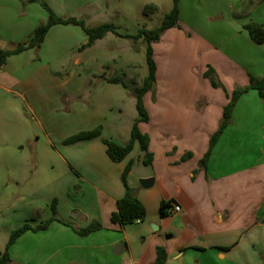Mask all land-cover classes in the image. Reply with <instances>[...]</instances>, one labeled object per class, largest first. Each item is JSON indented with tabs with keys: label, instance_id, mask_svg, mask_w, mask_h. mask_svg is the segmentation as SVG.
<instances>
[{
	"label": "crops",
	"instance_id": "obj_1",
	"mask_svg": "<svg viewBox=\"0 0 264 264\" xmlns=\"http://www.w3.org/2000/svg\"><path fill=\"white\" fill-rule=\"evenodd\" d=\"M47 1L57 15L66 13L68 0H60L59 11L57 0ZM48 18L38 3L0 0V49L12 50L25 42ZM78 30L54 26L39 50L12 56L0 68V136L20 147L28 139L23 127L28 124V112L42 118L64 116L46 126L47 136L56 138L60 145L56 150L66 165L85 180L78 197L58 201L59 217L70 226L54 221L48 230L22 235L10 248L13 264H155L159 247L168 255L165 264H264V98L258 91L239 98L231 124L213 147L206 168L199 167L233 92L249 87L251 78H264V44L254 43L245 27L234 29L236 36L225 42L213 62L208 61L222 83L214 89L196 69L200 47L196 35L176 28L164 32L152 46L157 85L144 97L150 121L139 125L151 139L149 152L154 156L153 163L145 166V153L137 143L127 159L113 163L103 138L118 144L130 141L139 118L132 91L146 77L130 87L118 72L108 77L106 72L85 67L92 58L95 65L100 63L97 54L116 62L125 53L133 57L128 43L120 52L119 37L109 33L72 63L73 36H81L84 45L88 42L85 32ZM71 63L79 68L72 91L69 76H58L68 74ZM103 75L120 78L126 87L108 83L101 79ZM98 127L102 128L99 138L65 143ZM188 154L192 156L184 162ZM130 162L128 184L142 201L147 218L124 227L111 220L125 195L122 174ZM16 169H7V185L27 186L24 170ZM143 180L154 182L145 189ZM2 184L0 179V188ZM40 199H33L38 200L37 206ZM163 201L170 202L165 219L160 215ZM21 204L10 206L8 217L0 215V253L11 234L26 222L35 227L53 217L52 212L41 214ZM176 206L180 212H174ZM93 221L103 229L87 237L74 230L86 229Z\"/></svg>",
	"mask_w": 264,
	"mask_h": 264
},
{
	"label": "rangeland",
	"instance_id": "obj_2",
	"mask_svg": "<svg viewBox=\"0 0 264 264\" xmlns=\"http://www.w3.org/2000/svg\"><path fill=\"white\" fill-rule=\"evenodd\" d=\"M46 2L48 3L47 0ZM60 2V0L56 2L58 11ZM68 4L63 16L57 15L52 9L51 11L61 18L85 19L91 28L109 23L115 26L120 33L129 35L136 34L137 30L142 27L148 29L158 27L174 7L173 0H68ZM148 5L155 6V11L145 12V7ZM179 9L182 23L180 24L179 21L180 27L176 29L193 32L200 45L198 67H196L199 77L208 81L212 88H221L222 83L218 73L212 64H208V61L213 62L214 57L221 53L225 42L236 36L235 33L233 34L234 29L240 26L245 27L249 23L264 21V0H181ZM75 28L84 33L81 28ZM118 39L121 42L120 52L125 50L124 45L128 43V50L133 52V57H128L125 53L116 62L112 61V57L109 55L97 54L100 63L95 65L96 62L92 58L85 64V67L106 72L108 77H114L115 72H118V76L122 77L124 82L127 79V85L134 87L140 79H144L149 73L146 56L148 42L145 38L138 41L120 37ZM81 40V36L72 38V63L75 56L84 50L82 49L84 43H81ZM72 63L68 74H58L60 77L69 76L70 91L74 90L72 85L79 79V75L75 72L79 68L72 67ZM210 68L215 71L216 79L218 83L220 82L219 87H213L211 79L205 76ZM123 72L127 73V76ZM80 75L84 76L83 73ZM132 77L133 80H129ZM68 102L69 100L66 102V106L70 107ZM19 106L22 107V103ZM27 114L28 124L25 123L26 126H22L28 130V139L24 140L22 146H16L13 140L9 143L7 141H11V139L7 138L5 141L0 136V179L3 182L0 188L1 218L8 217L10 206L19 207L22 205L21 202L26 203V210L35 209L41 214L43 212L51 213L54 200L57 201L58 208V201L67 199V197H78L84 185V178L77 171L72 172V169L66 165L56 150L60 147L56 138L47 136L48 128L46 126L60 122L64 116H48L49 121L48 117L42 118L40 115L30 114V112ZM17 167L24 170L27 186L13 188L7 185V169L19 171L16 169ZM73 178L76 181L68 187V181H73ZM62 181H64V185ZM68 189L71 190L68 191ZM51 196H53V200L51 199L49 204L48 200ZM34 197H41L39 206H37L38 200H33Z\"/></svg>",
	"mask_w": 264,
	"mask_h": 264
},
{
	"label": "trees",
	"instance_id": "obj_3",
	"mask_svg": "<svg viewBox=\"0 0 264 264\" xmlns=\"http://www.w3.org/2000/svg\"><path fill=\"white\" fill-rule=\"evenodd\" d=\"M29 3H38L41 5L49 14L48 22L46 24L40 25L34 33L23 43L17 45L12 50H3L0 49V68L4 67L7 63V60L15 55H19L29 49H36L39 50L42 43L45 42L46 36L50 30V28L57 26V25H70L81 28L85 34L88 36L87 44L82 46V49L87 47H91L95 44L96 41L104 38L108 33L114 34L120 38H127L128 40L138 41L139 39L145 38L148 42L146 56H147V63L149 73L148 76L144 79L143 85L134 88L132 91L133 96L136 98L137 104L136 109L139 114V118L137 119L136 123H134L132 132H131V139L128 143L118 144L112 140H108L107 138H103V144L106 146V153L109 159L113 163H120L127 159L131 153L133 152L134 145L137 143L139 144L141 150L145 153L143 164L145 166H150L153 163L154 156L149 152V143H151V139L146 133H143L140 130L139 125L141 123H149L150 117L148 112L145 108V101L144 97L146 94L151 92L155 85H157V64L154 59V51L153 45L158 43L161 40L162 35L166 30H170L173 28L180 27V1L181 0H173L174 7L169 14L165 16L162 23L155 28L148 29L146 27L139 28L134 35L123 34L118 31V29L113 26L112 24H102L96 27L91 28L88 26L87 21L85 19H76V18H61L56 16L52 11L51 8L48 6L46 0H27ZM154 12L155 6H146L145 12ZM245 30L248 33L251 40L258 44H264V24L262 23H249L245 25ZM206 78L211 79L213 87H219V83L215 76V71L210 68L205 73ZM101 79L108 81L110 84H122L120 78H112L108 79L105 75L101 76ZM126 87L125 83L122 84ZM250 90L258 91L260 97L264 98V78L261 80H256L251 78V84L247 88H238L236 89L232 96L231 101L228 106L224 108L223 111V118L221 121V126H219L218 131L213 135L211 139V145H209V150L205 157L201 160L199 167L206 168L209 158L212 153L213 147L217 144L220 136L222 135L223 131L231 124L232 121V114L234 110V106H236L237 101L239 98L244 94L248 93ZM102 136V128L98 127L93 131L81 132L69 140L67 139L65 143L67 145H71L81 141H90ZM192 155L188 154L185 158H183L184 162L187 161ZM133 162H130L126 169L122 174V183L125 187V195L124 197L117 202V211L113 214L111 222L113 224H118L120 226H131L136 221H146L147 212L142 204V201L136 196L135 192L130 188L129 182V174L132 171ZM170 205V202H162L160 205V215L163 219L169 216L167 210ZM52 219L45 221L44 223L37 225L35 227L31 226L29 223H25L21 228L14 231L9 239L8 245L6 250L3 253H0V264H13V261L10 256V248L15 244V242L25 233L28 232H39L43 230H48L50 224L54 221L63 223L66 226H70L65 221L61 220L58 214L57 209V201L54 200L52 203ZM74 229V228H73ZM103 229V226L98 223L97 221H93L86 229L76 230V233L80 236H89L94 232L100 231ZM168 259V255L163 249V247H159L157 250V259L155 260V264H165Z\"/></svg>",
	"mask_w": 264,
	"mask_h": 264
},
{
	"label": "water",
	"instance_id": "obj_4",
	"mask_svg": "<svg viewBox=\"0 0 264 264\" xmlns=\"http://www.w3.org/2000/svg\"><path fill=\"white\" fill-rule=\"evenodd\" d=\"M154 182V180H143V182H141L142 186L147 189L151 186V184Z\"/></svg>",
	"mask_w": 264,
	"mask_h": 264
},
{
	"label": "built area",
	"instance_id": "obj_5",
	"mask_svg": "<svg viewBox=\"0 0 264 264\" xmlns=\"http://www.w3.org/2000/svg\"><path fill=\"white\" fill-rule=\"evenodd\" d=\"M180 211H181V208L179 206H176L174 208V212H180ZM139 222H140V220L136 221L135 223H139Z\"/></svg>",
	"mask_w": 264,
	"mask_h": 264
}]
</instances>
